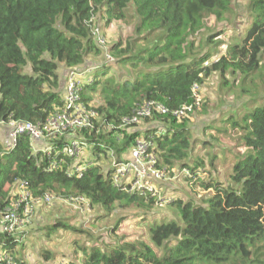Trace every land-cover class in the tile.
<instances>
[{
    "label": "trees",
    "instance_id": "1",
    "mask_svg": "<svg viewBox=\"0 0 264 264\" xmlns=\"http://www.w3.org/2000/svg\"><path fill=\"white\" fill-rule=\"evenodd\" d=\"M233 1L0 0V121L12 118L37 124L62 105L67 72L82 67L91 54L101 55L88 25L92 17L101 20V8L110 20H123L130 7L138 18V38L125 46L113 44L109 53L114 63L97 68L92 83L83 88L82 99L95 106L103 124L112 128L97 139L83 135L96 154L95 163L81 178L68 177L66 169L46 172L45 158L41 152L35 153L39 146L27 135H21L9 150L6 142H0V211L10 204L22 182L34 198L44 194L63 201L83 197L89 203L86 210L96 206L107 214L116 207L148 211L155 203L150 193L131 194L114 186L113 169H102L97 162L110 152L117 163L122 162L121 157L139 138V132L132 131L137 126L115 131L137 104L155 101L169 110L189 105L192 88H202L215 74L222 84L227 83L226 76L236 75L258 78L264 86V0H247L244 9L249 24L221 56L213 58L214 37L221 33L208 35V25L211 19L215 24L228 22ZM116 63L132 69L135 76L123 82L108 76V68ZM60 66L66 73L61 77ZM97 89L100 102L94 105L88 93ZM255 90V86L241 90L249 99H256L241 116L240 139L246 153L233 165L229 183L201 184L212 195L199 203L165 200L178 221L150 226L151 244H114L107 251L94 246L82 260L72 256L50 264H264V92L261 95ZM195 112L180 118L155 115L145 121L155 128H147L150 133L142 138L151 143L158 163L188 169L192 184L201 172L186 162L195 144L189 128ZM69 229L56 222L46 227L44 236ZM25 240L18 233L10 235L0 229V252L17 264H36L22 257L23 250L17 251ZM151 245L162 249L161 253ZM41 256L45 261L52 257L47 251Z\"/></svg>",
    "mask_w": 264,
    "mask_h": 264
},
{
    "label": "rangeland",
    "instance_id": "2",
    "mask_svg": "<svg viewBox=\"0 0 264 264\" xmlns=\"http://www.w3.org/2000/svg\"><path fill=\"white\" fill-rule=\"evenodd\" d=\"M246 3L247 0L233 1V14L228 22L215 24L213 19H211V24L208 22V35L221 33L220 36L214 37L215 42H217L214 49V60L226 51L228 44L235 42V38H238L249 24L248 13L244 9ZM105 10V8H101L98 16L102 20L99 23L108 51L115 43L121 42L125 46L126 42L138 38L135 35L138 18L134 15L131 7L128 9L125 18L119 21L110 20ZM139 44L141 45L143 42ZM101 56L94 53L89 56V59L98 62L101 60ZM108 69V76H112L114 80L120 82L135 76L132 69L121 64L116 63ZM226 78L227 83L222 84L223 81L220 76L215 74L206 81L202 88H198L195 92V95L200 99V107L192 116V120L189 121L191 137L195 144L186 162L191 167L196 166L198 171H201L195 181L196 184H192V180L182 177L180 164L169 168L159 160L158 168L166 170V177L159 181H152L151 193L155 203L148 211L136 207H116L112 213L107 214L96 206L83 211L76 209L71 204L64 203L60 198H55L52 207L40 209L34 222L36 209H33L32 219L20 228L23 240L26 239L22 246L17 247V251L23 250L21 252L22 257L28 255L31 260L35 257L34 262L37 261L36 264L39 261L43 264L61 263L65 258L72 256L82 260L84 253L94 246L101 251H107L114 244H132L134 242L151 244L150 226L173 221V219L178 221L174 210L165 205L164 198H178L183 201L193 199V202L199 203L200 200H205L212 195V191L203 190L201 184H207L214 180L223 181L225 184L229 183L233 165L246 153L240 139L241 116L246 110L253 107L250 105H254L253 100L256 99H249V96L243 95L241 90H248L255 86V92L262 95L264 86L258 78L243 79V77L236 75L226 76ZM99 93L98 89L95 93H88L94 105H98L100 102ZM250 97L252 96L250 95ZM147 125L146 122H143L132 131L137 130L139 138L142 139L150 133L146 131L147 128H155L154 124L150 125L153 127ZM104 131L106 130L101 132ZM203 142L205 143L203 144ZM86 155L89 156L88 159L91 164L95 163L96 160L91 157L96 158L93 150L86 151ZM105 156L106 158L102 156L97 162L102 169L111 167L112 162L117 160L113 152ZM127 158V155L121 157L122 160ZM145 190L149 191L148 189ZM56 222H60L70 229L58 230L54 234L44 236L48 232L46 227L52 226ZM151 246L158 254L161 253L162 249ZM43 251L50 253L52 256L50 260L42 259L41 252ZM38 259L40 260L38 261Z\"/></svg>",
    "mask_w": 264,
    "mask_h": 264
},
{
    "label": "built area",
    "instance_id": "3",
    "mask_svg": "<svg viewBox=\"0 0 264 264\" xmlns=\"http://www.w3.org/2000/svg\"><path fill=\"white\" fill-rule=\"evenodd\" d=\"M90 34L95 44L102 50L105 65L114 63V58L107 50V43L102 36L100 23L92 17L88 21ZM92 66L83 65L67 72L65 77V91L62 105L54 109L53 113L37 124L19 122L12 118L0 121V129L8 132L7 148L16 146L21 135H27L30 140L39 146V150L45 158L46 172L61 171L66 169L68 177L81 178L91 165L86 151H91V145L87 143V136L96 137L104 130H111V125H105L95 110V106L86 103L82 99L83 88L92 83ZM197 87L192 88L193 100L189 105H184L175 110H169L159 102L146 101L137 104L129 114L124 117L116 128V132L130 130L155 115L180 118L193 113L200 107V99L195 95ZM62 143L59 147V143ZM34 150V147H33ZM128 158L122 162H112L111 180L114 186L128 193H151L152 181H159L166 177V170H160L158 157L151 150V143L141 138L135 140L127 152ZM93 159L94 156H91ZM68 161V162H67ZM182 177L191 179L192 173L188 169L181 170ZM148 189L149 191L147 192ZM167 198H164L165 201ZM55 198L44 194L40 198H34L27 189V183H19L11 202L0 211V229L2 233L19 234L20 228L32 219V210L41 206L49 207ZM167 199L166 201H168ZM78 208L86 210L89 203L83 197L69 198L63 201ZM82 205L84 207H82ZM0 264H17L13 258L0 252Z\"/></svg>",
    "mask_w": 264,
    "mask_h": 264
},
{
    "label": "crops",
    "instance_id": "4",
    "mask_svg": "<svg viewBox=\"0 0 264 264\" xmlns=\"http://www.w3.org/2000/svg\"><path fill=\"white\" fill-rule=\"evenodd\" d=\"M101 55H102V56H101V60H98V62H96L95 60H94V61L90 60L89 57H88V59H87L86 62H85V65L92 66V67L94 68L93 73L96 72L97 68L105 66L104 61H103V54L101 53ZM64 69H65L64 66H60V68H59V70H58V75H59V77H61V76L63 75V73H64ZM93 73H92V76H93ZM64 74H66V73H64ZM7 139H8V132H7V130H6L5 128H1V129H0V142H1L2 144H4L5 142H7ZM40 209H46V208H45V207H39V208H36V211H35V212H36V216H35L33 222H34V221L36 220V218L38 217ZM21 234H22V233H21V231H20L18 235H21ZM21 236H22V235H21ZM25 258H27V260H28L29 262H33V261L36 260L35 257L33 258V260H31V259H30V256H28V255H27ZM38 260H40V259H38Z\"/></svg>",
    "mask_w": 264,
    "mask_h": 264
}]
</instances>
